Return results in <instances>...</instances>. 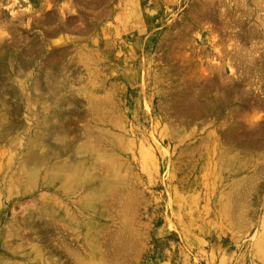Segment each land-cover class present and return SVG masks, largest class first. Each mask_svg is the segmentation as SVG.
Segmentation results:
<instances>
[{
	"label": "rangeland",
	"instance_id": "374dc122",
	"mask_svg": "<svg viewBox=\"0 0 264 264\" xmlns=\"http://www.w3.org/2000/svg\"><path fill=\"white\" fill-rule=\"evenodd\" d=\"M255 1L257 2L253 0H234V2L233 0H0V38H2L0 48H11L14 46L13 43L18 44L19 48H31L28 45L34 44V50H37L38 54V62L35 65L37 72L31 71L35 73V77L40 74L41 90L48 92L43 78L45 70L41 68L43 63L47 62L54 53H58L57 57L61 58V64L58 63L60 68L56 70H62L59 71L63 75L61 85L65 84V86L59 91L62 94V98L61 94L59 97L61 100L59 99L51 110L55 114L54 120L47 127L58 129L59 125L62 127L63 124H67V127H70L74 124L67 135L68 141H74V146L89 142L86 131L93 118L98 117L92 116V111L87 108L88 101L83 94L78 93L81 88L87 86V95L97 96V100L104 107L103 116L108 117L111 123L126 120L127 126L132 123L142 128L143 135L150 140L153 138L150 134L152 129L149 124L146 125L148 129L141 124L144 116H150V108H153L154 103L148 99H141L144 97L140 90L143 87L142 81L133 88L130 79L139 80L142 67L145 70L150 64L160 80L166 78V81L158 85L161 89L160 93L163 94L157 96L155 105L158 107L162 133L173 131L171 136L173 140L172 142L159 140L158 151L153 152V166L150 172L142 171L141 166L132 160L124 163L123 170L126 171V175L122 181H119L120 186L114 190L117 196L114 201L112 198L108 199L114 204H109L111 216L106 220L107 228L102 237H112L114 240L119 237V241L126 244L120 254V259L126 257L123 259L124 264H242L251 244L261 233L264 189L261 190V196L258 198L245 196L244 192L249 191L243 190L244 187L247 188L250 176L258 174V171L254 169L247 173L248 168H246L235 174L226 175L222 171V157L219 152L212 147L211 141L204 139H208L211 130L217 133L215 135H219L223 129H235L238 137H242L243 131L247 132L243 116L251 118L262 110L254 111V106H250L251 102H249L242 112L232 118L229 109L224 108L217 114L219 118H216L217 120L214 118L217 125L219 124L217 126L210 125L213 121L210 116L207 119L203 116L192 124L191 121L180 124L175 108L184 106V110H181V107L179 111L185 113L188 112L185 110L193 109L187 107L189 98L185 97L190 90L186 84H189L191 79L188 77L183 80L191 71L192 65L195 66V70L203 67L206 69L217 62L215 54L217 50L220 51L219 56L233 50L236 41L232 38L241 27L235 28V31L226 30V20L232 23L235 19V21H243L245 22L243 25L246 26V28L242 27L244 29L248 28V23H251L250 26H258L262 21L264 22V1ZM260 1H263V5ZM7 2H10V6ZM201 2H206L205 4L211 5V8H203ZM47 4H49L48 8ZM8 8L15 10V13L10 16ZM247 8L252 10L253 14L251 20L246 21L243 13ZM223 11L227 14H223ZM210 12H213L214 17L203 19V14L209 15ZM261 16L262 20L259 19ZM3 41L5 44L1 46ZM83 50L90 52L89 58L87 55L84 57L87 66L85 61L81 60ZM94 56L98 58L95 59ZM0 63V83L8 84L6 91H0L1 97L8 99L7 106L0 108V116L5 112H11L7 113L10 119L6 120L7 124L4 121V124L9 128L8 123L12 121L14 130L18 133L13 130L14 136H11L13 137L11 141L14 142L0 141V156H2L0 158H4L9 153H18L16 148L20 144L23 145L22 143H27L32 134L37 133V127L29 129L30 122L27 120L30 117L25 99L20 87L13 83L15 74L14 71H10L8 60H1ZM227 76L231 79L232 73H228ZM12 84L11 89L9 86ZM10 91L12 94L9 93ZM167 101H169L168 105ZM48 105H52V100ZM171 110L173 113L170 112ZM46 111L41 110L40 119H44ZM167 111L171 115L169 118L165 114ZM261 113L264 114V111ZM79 116L83 118L79 119L81 118ZM224 122L226 124H222L221 127L220 124ZM120 125L126 126L124 123ZM73 127L77 135L75 130L72 131ZM239 130H243L242 133ZM197 132L201 133V136H197ZM115 137L118 138L117 135ZM131 138L130 136L124 139L122 148L125 150L124 160L127 161L131 156L127 148L128 146L131 148V145H128ZM245 139L244 137L243 140L246 141ZM51 140L57 142L54 138ZM13 143L15 145H12ZM26 145L20 147V150L25 151L28 148ZM133 145L139 147V142ZM96 146L99 147V144ZM23 154L24 152L21 153ZM236 155H239L245 164H250L251 158L249 155L246 156L243 148L231 150L227 157ZM255 157L258 158L259 155ZM62 158L67 156L64 155ZM260 164H264V159ZM17 167L16 163V170ZM12 177L11 167L10 173H7L1 181L3 186L0 189L2 201H0V228L2 226L0 241L7 232H14L12 220L17 216L22 227L27 226L23 223L26 224L32 208L28 199L12 196L10 191L13 188ZM101 247L104 251L107 250L106 248L113 250L109 245ZM111 256L114 254L112 253ZM248 264L254 263L251 261Z\"/></svg>",
	"mask_w": 264,
	"mask_h": 264
},
{
	"label": "bare ground",
	"instance_id": "6f19581e",
	"mask_svg": "<svg viewBox=\"0 0 264 264\" xmlns=\"http://www.w3.org/2000/svg\"><path fill=\"white\" fill-rule=\"evenodd\" d=\"M263 1H260L261 4ZM205 3L201 2L203 8H211V5L208 6ZM7 4L10 6V2H7ZM49 4H47V8ZM221 7L223 8V6ZM8 9H10V16L15 13L12 8ZM212 13H209L210 16L204 13L203 19L213 18L214 15ZM223 14H227V12L223 11ZM252 14V10L247 8V11L243 13V18L246 17V21L251 20ZM259 19L262 20V16ZM235 20L233 23L229 20L225 21L226 30L230 29L233 31L234 29L235 31V28L241 27L239 31L236 29L238 31L237 34L230 31L235 34L232 38L236 41L234 42L233 50H229L226 55L221 54V56H219L220 51L217 50L215 52L217 62L206 69L203 67L199 68V70H195V66L192 65L191 71L183 78V80L188 77L191 79V82L186 84L190 87V90L188 87L189 92H185V97L189 98L188 105L186 104L187 107L194 110L187 109L185 111L188 112L185 113L184 111L180 112L184 110V106H181L182 109L180 106L175 107L178 114L177 120L180 121V124L188 123L189 121L192 124L203 116L206 119L210 116L213 119L210 125H217L215 120L219 118L217 114L221 110L223 111L224 108L229 109L233 118L242 112L249 102H251L250 106H254V111H258V109L262 110L261 112L264 111V22L262 21L261 23L260 21L261 24L258 26L252 25L253 27L250 26L251 23H248V28L244 29L246 28L243 25L245 22ZM243 26L245 27L242 28ZM4 44L5 41L1 43V46H4ZM13 44L14 46L11 48H0V61L8 60L10 71H14L15 78L13 83L20 87L19 89L22 92L23 99H25V106L30 117L27 120L30 122L28 124L29 129L37 127V133L32 134L30 140L25 143L28 146L25 151L20 150V147L25 145L22 143L23 145L20 144L16 148L18 153H9L4 158H0V189L3 186L1 181L6 177L7 173H10L12 167L13 188L10 190L11 194H13L12 196L19 199H28L32 204L26 224L23 223V225L27 226L22 227V223L17 216V218L12 220L14 232H7L2 241H0V264H124L125 261L123 259L125 256L120 259V254L126 244L119 241V237L117 238L118 241L112 239V237H102L107 228L106 220L111 216L109 204H114L108 199L112 198L114 201L117 196L114 190L120 186L119 181H122L126 175V171L123 170V167H125L124 163L132 160L141 166L142 171L150 172L153 166V152L158 151L159 140L163 142H172L173 140L171 138L173 131L171 133H162L160 117L157 111L158 107L155 105V103L157 104V96L160 97L163 94L160 93L161 89L158 85L166 81V78L163 81L160 80V77H157L155 71H153L154 67L150 64L145 70L142 67L139 80L136 78L130 79L133 88H136V84L142 81L143 87L140 86V90L144 97H141V99H148L154 103L153 108H150V116H144L141 124H144V126L149 124L148 126L152 129L150 134L153 138L150 140L147 139L146 135H143L142 128L132 123L127 126L126 120L122 119L111 123L108 117L103 116L104 107L97 100V96L87 95V86L81 88L78 93L83 94L88 101L87 108L92 111V116L98 117L93 118L89 129L86 131L89 142L84 145L77 144L74 146V141H68L67 139L71 126L74 124L67 127V124L64 125L63 122H60V124H63L62 127L59 125L58 129L56 127L48 128L55 116L51 110L54 104L59 102L61 94L59 91L65 86V84L64 86L61 85L63 75L59 71L62 70H56V68H60L58 63L59 65L61 64V58L57 57L58 53H54L41 67L45 70L43 78L46 81L45 87L48 90L46 92V90L40 89V74L35 77V73H32L34 70L37 72L35 65L38 62V54L37 50H34V44L28 45L31 48H19L18 44ZM87 51H81V55H83L81 60L85 61L86 66L87 61L84 60V57L86 55L88 58L90 57V52L88 53ZM97 58L95 57V59ZM224 58L226 59L224 60ZM228 73H232L231 79L230 76H227ZM30 82L31 84H29ZM7 86V83H0V91H6ZM9 88L12 89L13 84ZM73 91L75 90L73 89ZM48 93H50L49 96ZM50 100H52L51 106L48 105ZM7 101L8 99L0 95V108L7 106ZM171 102L173 101L171 100ZM167 105L165 106L167 107ZM6 109L10 111L8 108ZM179 109L181 110L179 111ZM41 110H47L44 114V119H40L42 117L40 115ZM170 112L167 111L165 113L168 118L171 117L168 114ZM261 112L259 113L260 115H253L251 118L243 116L247 132L244 133L242 130L244 134L242 137H238L235 129H223L219 135H215L217 133L211 130L212 132L210 131L207 136L208 139H204L208 140V142L211 141L212 147L219 152L222 157V171L226 175L235 174L239 170L246 168H248L247 173H249L248 171L252 172L254 169L258 171V174L250 176L247 188L244 187L243 189L242 187L243 190L247 189L249 191L244 192L247 197L251 195L258 198L261 196V190L264 189V164H260V161L264 159V114ZM7 113H3L5 116L3 114V116H0V141L9 142L13 138L11 136L15 130L11 120L8 123L9 128H6V120L8 119L9 121L10 119L9 115V118L7 117ZM79 117H81L79 119L83 118V116ZM4 121L6 124H4ZM174 122L176 123V120ZM120 123H124L126 126H121ZM222 124H226V122L221 123V127ZM19 125L21 126V124ZM187 125L189 127V124ZM221 127L219 128L221 129ZM74 130L73 127L72 131L74 132ZM242 131L240 132L242 133ZM197 133V136H201V133ZM174 134H176V131ZM129 135L132 137L130 144H128L131 145V148L128 145L126 147L128 146L131 156L128 158L129 161H127L124 160L123 154L125 150L122 148L124 139L130 137ZM244 137L247 139H245L246 141L243 140ZM51 138H54L58 143L53 142ZM93 141L95 143H92ZM136 142H139V147L133 145ZM97 144H99V147L96 146ZM12 145H15V143ZM240 147L243 148L246 156H250V164H245L239 155L227 157L231 150ZM22 152H24L23 155H21ZM64 155L67 158H62ZM257 155H259L258 158L255 157ZM214 158L216 159V157ZM16 163L18 164L17 170L15 169ZM257 165H259L258 168ZM245 205L247 206V204ZM260 231L261 233L257 236L254 243L251 244L245 255V259L242 260V264H248L251 261L254 264H264V217ZM124 239L123 241H125ZM74 241L76 242L75 244L73 243ZM104 245L111 246L110 248H113V250L108 248L105 251L101 250V246ZM111 252L114 256H111Z\"/></svg>",
	"mask_w": 264,
	"mask_h": 264
}]
</instances>
